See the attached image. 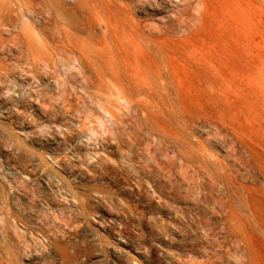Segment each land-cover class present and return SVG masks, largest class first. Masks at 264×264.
Wrapping results in <instances>:
<instances>
[{"label": "rangeland", "instance_id": "374dc122", "mask_svg": "<svg viewBox=\"0 0 264 264\" xmlns=\"http://www.w3.org/2000/svg\"><path fill=\"white\" fill-rule=\"evenodd\" d=\"M64 249L264 264V0H0V261Z\"/></svg>", "mask_w": 264, "mask_h": 264}, {"label": "bare ground", "instance_id": "6f19581e", "mask_svg": "<svg viewBox=\"0 0 264 264\" xmlns=\"http://www.w3.org/2000/svg\"><path fill=\"white\" fill-rule=\"evenodd\" d=\"M34 206V205H33ZM77 234V232L76 231H74V232H71V235H76ZM57 242V241H56ZM54 243V242H53ZM58 243V242H57ZM67 244L68 245H66L65 246V248L67 247V249L69 248V247H71L72 249H74L75 250V252H79V253H81V249H78V248H81V245H78V246H75V245H71V246H69V242H67ZM61 248H64V247H61ZM64 251L65 252H63L62 253V261H61V264H69V262H68V258H69V254H68V251L66 250V249H64ZM89 254V252H87V255ZM74 260V259H73ZM0 264H4V262H1L0 261ZM10 264V263H9Z\"/></svg>", "mask_w": 264, "mask_h": 264}]
</instances>
